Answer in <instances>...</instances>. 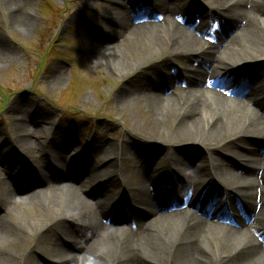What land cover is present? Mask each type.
I'll use <instances>...</instances> for the list:
<instances>
[{
    "label": "bare ground",
    "instance_id": "bare-ground-1",
    "mask_svg": "<svg viewBox=\"0 0 264 264\" xmlns=\"http://www.w3.org/2000/svg\"><path fill=\"white\" fill-rule=\"evenodd\" d=\"M100 1L108 26L88 62L126 79L112 100L144 134L77 148L57 128L44 143L46 119L14 109L16 143L0 141V264H264V0H137L130 15L132 0ZM35 3L0 0V72L10 39L34 31ZM123 149L141 154L137 183Z\"/></svg>",
    "mask_w": 264,
    "mask_h": 264
},
{
    "label": "rangeland",
    "instance_id": "rangeland-1",
    "mask_svg": "<svg viewBox=\"0 0 264 264\" xmlns=\"http://www.w3.org/2000/svg\"><path fill=\"white\" fill-rule=\"evenodd\" d=\"M96 1L97 6L86 8L84 5L88 0H35V29L26 38L17 36L14 39L11 36L13 39L9 43L14 49L15 58L0 72V141L9 139L16 143L14 109L25 104L24 110L35 109L46 119L40 123L38 130L41 132L37 135L44 143L52 142L59 129L66 134L65 140L70 135H77V148H86L92 143L89 142L91 139L93 143L98 141V145L103 141L118 145L126 142L139 143L144 130L129 132L128 126L122 123L125 116L120 117L118 103L112 100L126 79L120 80L118 74L105 67L101 70L94 69L88 62L86 51L95 43L92 38L94 29L104 30L108 26L104 17L105 5L108 4ZM136 1L132 0L129 5H124L120 9L123 14L130 15L133 8L140 10ZM141 2L145 4V1ZM192 6L196 10H202L204 2L192 0ZM0 20H3L1 16ZM17 30H14L15 35ZM228 35L230 34L226 36ZM155 63L161 66L164 60H156ZM158 65L153 66L154 70L159 68ZM175 65L183 64L175 62ZM59 73L62 74L61 79L58 77ZM133 120H128V123ZM261 145L260 143V147ZM158 146H153L152 151L157 148L160 152L161 146ZM175 149L187 150L188 154L199 156L205 152L202 147L190 149L186 145H179ZM121 154L133 165H137V179L132 178V183H137L138 177L143 173L139 169L140 152L123 149ZM217 155L231 157L226 152L224 154L222 147L217 148ZM254 156L247 154L249 159ZM95 159L97 164L104 162L103 159ZM130 171L129 169L126 174L130 175ZM73 178L71 181H76ZM82 181L87 182L86 175L77 180V183ZM117 185L111 184L114 191ZM89 190L94 192L89 200H97V205L105 202L106 197L99 188L91 187ZM121 226H127V222H122ZM54 260L60 261V258L55 257ZM43 264H46V260Z\"/></svg>",
    "mask_w": 264,
    "mask_h": 264
}]
</instances>
